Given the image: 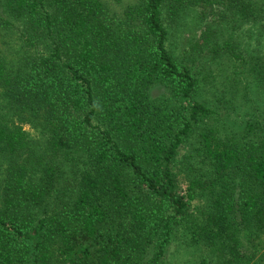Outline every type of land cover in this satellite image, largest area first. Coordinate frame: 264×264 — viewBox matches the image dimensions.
<instances>
[{"label": "trees", "instance_id": "1", "mask_svg": "<svg viewBox=\"0 0 264 264\" xmlns=\"http://www.w3.org/2000/svg\"><path fill=\"white\" fill-rule=\"evenodd\" d=\"M174 242L264 264V0H0V264Z\"/></svg>", "mask_w": 264, "mask_h": 264}, {"label": "rangeland", "instance_id": "2", "mask_svg": "<svg viewBox=\"0 0 264 264\" xmlns=\"http://www.w3.org/2000/svg\"><path fill=\"white\" fill-rule=\"evenodd\" d=\"M26 129L30 133L32 132V130L30 129V127H26ZM185 186H186V184L185 183H182L181 190H183ZM177 243L178 242H174V244L170 247V253H168L169 260L167 261V264H178L177 263V260H179V263L180 264H194V262L196 261L195 259L198 258L197 255L191 257V255H189V254L186 255V256H184V255L175 256V255L172 254L173 251L176 253V251L178 249V245H176ZM189 257H191V258H189Z\"/></svg>", "mask_w": 264, "mask_h": 264}]
</instances>
